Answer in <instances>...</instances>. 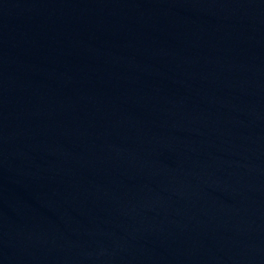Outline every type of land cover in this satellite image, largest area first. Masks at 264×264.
<instances>
[{
	"label": "water",
	"instance_id": "95a60500",
	"mask_svg": "<svg viewBox=\"0 0 264 264\" xmlns=\"http://www.w3.org/2000/svg\"><path fill=\"white\" fill-rule=\"evenodd\" d=\"M0 264H264V0H0Z\"/></svg>",
	"mask_w": 264,
	"mask_h": 264
}]
</instances>
